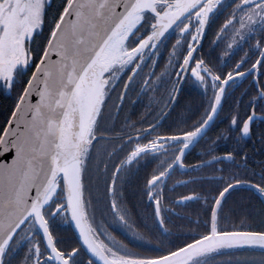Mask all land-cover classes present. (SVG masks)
Wrapping results in <instances>:
<instances>
[{
	"label": "snow or ice",
	"instance_id": "6c2138e0",
	"mask_svg": "<svg viewBox=\"0 0 264 264\" xmlns=\"http://www.w3.org/2000/svg\"><path fill=\"white\" fill-rule=\"evenodd\" d=\"M189 82L201 91L199 115L161 131ZM162 85L166 100L155 95ZM0 96L8 101L0 119V264H232L218 258L264 251V219L259 229L251 220L226 223L233 192L264 197V159L253 160L264 156V115H257L264 114V0H0ZM144 97L145 111L132 119L126 102ZM154 103L163 104L159 113ZM202 141L207 158L186 164ZM178 169L212 175L169 188ZM189 184L201 190L169 201L167 192ZM130 189L146 198L156 239L130 223ZM190 202L200 212L181 216L188 227L174 234L171 217ZM98 209L145 250L97 223ZM58 223L74 227L75 244L60 237Z\"/></svg>",
	"mask_w": 264,
	"mask_h": 264
},
{
	"label": "trees",
	"instance_id": "16d2710c",
	"mask_svg": "<svg viewBox=\"0 0 264 264\" xmlns=\"http://www.w3.org/2000/svg\"><path fill=\"white\" fill-rule=\"evenodd\" d=\"M187 100L188 99H187V93H186L180 105H179V102L176 105V106L179 105V108H178L179 113H177L176 115H181V116L192 115L193 119H195L199 115V111H200L199 106L202 100L201 93H198L197 90H194V93L191 99L192 102L190 104L192 107L191 112H189L190 105L186 106ZM7 103L8 101H6L2 96H0V119H3V115H4L3 108H4V105H6ZM223 126H224L223 124L220 125V127H223ZM214 134H215L214 131H210L209 136L210 137L214 136ZM207 143H208L207 141H202L195 150H193L190 154L188 153L185 163L191 165V164L197 163L199 159L201 158L206 159L207 157H202V152L207 147ZM226 143L227 142H221L219 145V148L220 149L224 148ZM249 144L251 145L252 143L249 142ZM254 146L259 147V144L256 143ZM218 153H219V150H218ZM261 157L264 158V156H261ZM257 172H259V168H257ZM196 175H204V176L210 177L212 175V172L208 169L203 170V172H201L200 170H197V172H187V173L184 171L177 170L172 175V177L168 180L167 183H168L169 188H171L173 185L176 184V181L187 180L189 179L190 176H196ZM252 179H253V182H255L258 180V177H255ZM209 186H210V183L208 181H205L202 185L204 189H207ZM193 189H195L196 191H200L201 187L197 185H191V184H189L187 187H184L182 185H176L174 191L167 192V196L169 198V201H172V200L178 199L180 195L190 194V192ZM130 191L132 193L131 202L129 201L131 207L134 210H139V209L142 210L144 208V205H142V202L144 203L146 201V198L144 200H141L138 194H134L133 189H130ZM200 207H201L200 203L198 202H190L187 206L176 207V210H177L176 212L179 215V217L175 220L177 224L169 223L168 226L171 225L172 226L170 227L171 229L178 228L179 231H185L188 227V221L183 220L180 217L186 213H190L192 218L195 219L197 213L200 212ZM147 208H149L151 211L150 207H147ZM226 209H231L233 212V215L226 222L229 226H231L232 224L238 225L240 224L241 220L244 219L246 222L247 220H251L253 227L259 229L261 226V220L264 219V216H262V210H264V197H261L260 194L256 193L255 191H249L247 189H240L236 192H233L232 195L229 197L227 201ZM244 213H248V216L245 217L243 215ZM171 218L173 219V216ZM146 219L151 221V217L149 219L148 217H146ZM203 219L204 217H203V214L201 213V220ZM103 222H105V220H103ZM115 225L118 226L119 228L122 227L117 224ZM148 225H149L148 223L144 224V226H148ZM138 227H140V225H138ZM56 231L61 237L65 238V239L63 238V240L67 244H74L72 240L73 233L69 225L58 223L56 226ZM113 236H115L117 240L125 241L123 239L124 235L122 231L115 233ZM172 239L175 240L176 236H173ZM142 249L143 250L141 251L145 250L144 247H142ZM242 251L253 252V254L249 256V255L242 253ZM22 254L23 253L21 252L17 256L16 259L19 260ZM218 259L222 261L231 260L232 264H264V251L260 249H241V250L231 251L227 253L225 256L219 257Z\"/></svg>",
	"mask_w": 264,
	"mask_h": 264
},
{
	"label": "flooded vegetation",
	"instance_id": "af4514ba",
	"mask_svg": "<svg viewBox=\"0 0 264 264\" xmlns=\"http://www.w3.org/2000/svg\"><path fill=\"white\" fill-rule=\"evenodd\" d=\"M230 2V0H225V3H228ZM223 20V17H221V20L220 22H222ZM212 39V35L209 34L208 38L204 41V44H205V51L208 50V47H209V41ZM175 42V37H172L171 40L169 41V48L167 51H165L164 49H162V55L161 57L159 58V67L156 68V72L159 73L163 70L164 68V65L167 63V57H168V51L171 50V44ZM246 47V46H245ZM242 55V53H241ZM151 69H144L145 72H148L150 71ZM251 78H249L248 80H245L241 87L237 90L236 92V95L239 96L240 95V92L243 91L245 88H250L251 85L249 84V80ZM165 87L166 85H162L160 87V91L158 93H156V97L159 99L161 96H164V92H165ZM194 90H197L198 93H201V91L196 87L194 86L192 83H186L183 85L182 87V91L180 93V96H179V99H178V102H179V105L181 103V101L183 100V97L185 96V94L187 93V101H186V106H189L192 102V95L194 93ZM164 99L166 100V96H164ZM245 99H247V97H245ZM130 100H136V95H135V92H132L130 93ZM148 103V99L147 97H144L142 98L140 101H138L137 103L135 104H132L130 102H126V106H125V112H131L132 113V119H137L138 116L145 111V105ZM178 104V103H177ZM177 104H175L172 108V112L169 116L166 117V119L163 120L162 122V129L161 131H164L165 129H167L170 125L173 124L174 121H176L178 118H180L181 115H176L177 113H179V105L176 106ZM171 106V105H170ZM169 106V107H170ZM154 109H155V112L156 113H159L160 109L163 107V104L159 105V106H156L155 103L153 105ZM190 109L192 110V107L190 105ZM165 112L168 111V108H164L163 109ZM258 116H261V115H264V114H261L260 112L257 113ZM183 116H187V115H183ZM123 119V113L121 114V120ZM152 117H149V120H151ZM145 127H147V124L144 125ZM260 123L258 122L256 125H254V129L257 133L256 136L253 137V141H258V135H259V132H260ZM210 134V132L208 133V135ZM251 142V141H249ZM252 143V142H251ZM198 147V145L193 148V149H190L189 150V154L195 150L196 148ZM256 147V146H255ZM260 159H264L263 157H261L259 154H256L255 156H253V160H260ZM189 165V164H188ZM154 166V165H153ZM255 166V165H253ZM179 170V169H178ZM180 171H184V170H180ZM185 172V171H184ZM256 182V181H255ZM142 205H144V208L142 210H134L130 203L129 205L127 206L130 210L129 214H130V223L133 224V227L139 232L141 233L142 235H144L146 238H151V239H156L158 236H159V233L156 231V226L152 224V222L150 220H147L146 217H148V219L150 218V215L149 213L151 212L148 206V202L147 200L143 203L142 202ZM103 208V206H101ZM173 207H175L173 205ZM103 211H107L106 208H103ZM177 211V210H176ZM177 213V212H176ZM96 216H97V223H102V225L104 227H106L108 229V232L111 234V235H114L115 233L119 232V231H122L123 233V239L125 240L124 242L125 243H129L130 246L132 247H135L137 250L141 251L143 250L142 247L143 246V242L142 241H139V240H136L133 236H132V233L129 229L125 228V227H118L116 226L115 224H113L111 222V216H103L101 214V210L98 209L97 210V213H96ZM173 216V219L171 218V222L170 224H177V222L175 221L179 215L178 213L177 214H174L172 215ZM103 220H105V222H103ZM148 223L149 225L148 226H144V224ZM138 225H140V227H138ZM169 228L172 227L171 225L168 226ZM171 229V228H170ZM172 232L174 234H179L181 231H179L178 228H174V229H171ZM126 235V236H125ZM61 237V236H60ZM62 239L64 237H61ZM65 239V238H64ZM72 240L74 242V244L76 243L77 239L75 237V235L73 234L72 236ZM23 254L20 256V259L22 258ZM85 259H87V255H85Z\"/></svg>",
	"mask_w": 264,
	"mask_h": 264
},
{
	"label": "rangeland",
	"instance_id": "374dc122",
	"mask_svg": "<svg viewBox=\"0 0 264 264\" xmlns=\"http://www.w3.org/2000/svg\"><path fill=\"white\" fill-rule=\"evenodd\" d=\"M153 165H150L149 166V170H150V167H152ZM131 196H132V193L131 191L129 190V193H128V196H127V206L129 205V203L131 202ZM130 201V202H129ZM242 253L246 254V255H249L251 256L253 254V252H248V251H242Z\"/></svg>",
	"mask_w": 264,
	"mask_h": 264
},
{
	"label": "water",
	"instance_id": "95a60500",
	"mask_svg": "<svg viewBox=\"0 0 264 264\" xmlns=\"http://www.w3.org/2000/svg\"><path fill=\"white\" fill-rule=\"evenodd\" d=\"M171 108L173 107V105H171L170 106ZM169 110V109H168ZM72 227V229H73V232L75 233V235H76V237H77V234H76V232H75V229H74V227L73 226H71ZM255 249H259V248H255Z\"/></svg>",
	"mask_w": 264,
	"mask_h": 264
}]
</instances>
